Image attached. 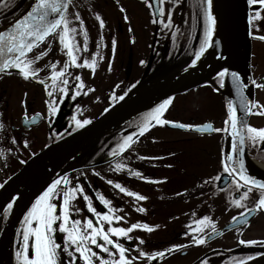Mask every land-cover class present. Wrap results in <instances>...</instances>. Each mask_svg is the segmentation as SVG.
<instances>
[{
    "label": "flooded vegetation",
    "instance_id": "flooded-vegetation-1",
    "mask_svg": "<svg viewBox=\"0 0 264 264\" xmlns=\"http://www.w3.org/2000/svg\"><path fill=\"white\" fill-rule=\"evenodd\" d=\"M33 2L34 0H3L0 3V31L8 30L16 19L22 18ZM104 2L109 5L107 0ZM258 7L259 5L249 7L250 15H255L254 9ZM261 15L264 17V10ZM256 24L259 25L258 31ZM72 26H75L74 23ZM250 30L254 36L264 35V19L254 21ZM94 33L97 42L99 38L96 34L100 35L101 31L94 30ZM83 41L84 39H75L80 47ZM92 41L94 40L91 39ZM45 49H48L47 55L34 65L41 69L36 79L24 80L14 68L0 72V243L12 215L21 209L8 241L10 250L16 251L17 244L23 240L22 231L18 229L23 228L21 220L24 213L48 184L54 179L62 181L67 177L71 182L70 186H75L76 183L82 186L97 212H108L111 208L113 211L109 215L122 217L120 221L113 220L111 226L127 228L137 223L147 224L153 229L148 232L137 228L128 234L131 239L119 238L118 242L128 249L129 258L138 257L139 251L149 255L158 251L165 252L163 257H156L154 260L139 258L133 264H237L241 259L251 256V260L244 259V264H249L264 256V212L255 211L250 215L245 213L247 225L240 222L239 216L245 207H253L260 195L259 191L250 193L240 207L231 204V200L238 197L239 193L231 184L227 173L223 172L221 164L227 145L225 131L197 132L192 128L160 126L152 122V126L143 135H139V126L158 105L154 104L106 128L59 163L52 156L39 157L50 146L88 124L77 125L76 121L88 120L90 123L126 94L136 91L134 87L139 84L124 85L125 90L120 91L122 83H113L105 85L101 91L100 83L96 81V70L94 74L90 69L83 74L82 68L79 73L76 67H71L68 70L71 75L67 77L69 94L60 100L61 93L58 89L54 91L57 112L53 116L45 104L46 100L52 102V98L46 95L44 85L38 80L47 79L53 71L45 65L59 61L58 70L67 57L56 38H49L29 55L34 57ZM76 75L81 76L85 88L73 99L71 93L77 83L74 79ZM250 80L264 83V41L253 36L250 40ZM47 82L48 90L53 91L51 81ZM211 85L207 83L205 86H208L211 95H220L223 107L221 93ZM88 88L93 91L87 92ZM84 92L87 94H83ZM251 100L264 105V88L258 89L253 85ZM217 113V116L205 117L197 122L190 117L182 120L173 116L167 120L192 126L210 123L213 128L223 129L227 111L223 107ZM163 118L166 119L164 113ZM246 122L257 128L264 127V116L248 115ZM133 134L137 135L133 136L130 147L120 152L118 145L125 136ZM246 146L249 160H254L256 167L261 165L262 170L257 172L264 175V145L254 147L246 142ZM42 162L45 167H42ZM36 163L40 165L33 176L31 170ZM117 164L125 167L117 170ZM134 172L141 175H132ZM217 176L221 179H215ZM109 180L113 184H109ZM116 183L146 199L138 200L121 193L114 187ZM97 194L110 201L108 207L96 198ZM53 202L59 203L60 200ZM8 203H12L13 208L5 218L3 209ZM71 204L74 206L71 212L75 214L73 219H91L94 223L99 222L98 226L104 229L109 226L108 222L100 221L99 217L87 211L82 196H78ZM75 208H79L80 212H75ZM138 208H143L144 211L139 212ZM204 216L210 218L209 226L199 234L205 235L206 242L195 245L191 243V237L197 234L195 230L200 227L195 221ZM234 216L239 222L229 226ZM213 225L216 233L209 236L207 234L211 232ZM58 233L57 231L56 234ZM111 238L117 240L115 236ZM241 239L256 240L258 243L242 245L238 242ZM140 240L144 243L141 244ZM173 245L186 247L171 253L165 251ZM93 250L100 253L94 246ZM100 255L108 258L107 254Z\"/></svg>",
    "mask_w": 264,
    "mask_h": 264
},
{
    "label": "snow or ice",
    "instance_id": "snow-or-ice-1",
    "mask_svg": "<svg viewBox=\"0 0 264 264\" xmlns=\"http://www.w3.org/2000/svg\"><path fill=\"white\" fill-rule=\"evenodd\" d=\"M3 0H0L2 3ZM159 5L155 11L160 15H165V9L162 5L165 0H155ZM212 0H203V4L206 7H201L203 14L205 30L201 38V44L196 49L194 55L195 59L192 60V64L204 53L208 47L209 42L212 40V34L215 26V18L211 12ZM249 7L259 5L258 8L254 9L255 15L248 16V22L250 29L254 25V21L264 19L261 15V11L264 10V0H247ZM71 4V0H34L30 10L22 16V18L16 19L14 24L4 31H0V72L7 69L14 68L18 70V74L24 79H36L37 74L41 69L34 67L35 63L41 60L42 57L46 56L48 49L39 52L34 57L29 54L38 48L41 44L49 40V38H56L58 40L61 49L67 59L63 62V66L57 70L59 61L53 62L45 67L53 69L50 76L47 79H40L38 82L44 85L45 93L48 97L52 98V102L49 100L45 101L48 106V112L51 115H55L57 112V105L55 103L54 91L59 90L61 96L60 100L64 99V96L69 94L68 76L71 73L68 71L71 67L76 68H88L95 73L97 53L92 54V59H83L82 63L78 62L79 52H86L88 45L87 34L84 30V23L78 13L74 14L75 21H79V33L77 28L72 26V19H70L69 13L67 12L68 7ZM151 7V3H149ZM123 13L125 9L120 8ZM172 15L171 11L167 12V16L170 18ZM96 20L100 22V28L103 29L104 22L99 15H96ZM127 20V16L124 17ZM156 21L153 20V23ZM170 27V24L166 25ZM256 30H259V25H255ZM131 31V29H129ZM83 35V47L75 42V35ZM175 36V33H173ZM249 35L255 39L264 41V35L254 36L250 30ZM102 39V38H101ZM115 40L112 41L113 50L115 49ZM51 47V45H49ZM99 48V44L97 45ZM100 59H103L101 56ZM143 63V61H141ZM109 70H111V61H109ZM228 72L224 69L217 73V76L223 79ZM233 84L235 86V93L239 97L241 105L240 111L244 112L245 117L248 115H260L264 116V105L259 104L258 101L250 100L244 93V89L248 87L247 84L242 83L237 73L232 72ZM77 82L74 85V91L71 95L73 99L81 94V90L85 88V85L81 79V76L76 75L74 77ZM47 80L51 81V87L53 91H49V84ZM256 88H264V83H257L256 81H250ZM93 91L92 88H88L87 92ZM84 92L83 94H87ZM171 97L165 99L162 103L158 104L151 110L148 117L139 126L138 134L143 135L151 126L152 122L156 125L164 126L172 124L174 127L189 129L192 125L176 123L163 118L164 110L168 107ZM253 109H256L253 112ZM38 115V114H37ZM77 125L87 124L88 120L76 121ZM225 128H213L211 124H205L197 126L198 129L203 128L210 131L221 132L225 131L232 138L230 149L224 154L221 164L223 166V172L227 173V176L231 179V184L234 186L238 197H234L231 200V204L240 207L242 202L247 200L249 194L254 190H258L260 195L256 199L252 208H244V211L239 213L241 218L240 222L247 225L248 221L244 219L245 213L251 214L255 211L264 212V181L255 179L246 173V169L243 160L240 158L241 154L245 151L246 142L250 143L254 147H260L264 145V127H254L246 122V119H242L237 115V109L233 106V102L229 101L227 105V119L224 121ZM2 127V125H0ZM231 129V131H229ZM133 135L125 136L122 143L118 145L120 152H123L126 148H129L132 141ZM15 143V140H13ZM113 155L115 153H112ZM143 159V158H142ZM125 165L117 164L116 169L120 170ZM135 176H140L139 172L131 173ZM215 179H221L220 176ZM109 184H113V181H107ZM70 181L67 177L61 179H54L48 186L38 195L35 202L31 204V207L24 213V217L21 220L23 226L22 231L23 240L18 244L17 251L15 252L17 264H60L59 256L62 251L67 255L68 264H133V261L146 257L148 260H154L156 257H163L165 252L158 251L151 255L144 251H139V256H133L129 258L127 256L128 249L125 248L121 243L118 242L120 237L131 239L128 236L134 229L142 228L148 232L153 229L147 224H131L130 227H113L112 221H120L122 217L109 215L113 209L109 208L108 212H97L92 206L90 197L84 193L82 186L76 183L75 186H70ZM62 185V186H61ZM114 187L121 193H125L129 196H134L138 200H144L146 197L138 195L134 192L127 191L119 183L114 184ZM78 196H82L86 203L87 211L100 218V221L108 222L107 229L98 226L99 222L94 223L91 219L85 218L83 221L79 219H73L71 212L74 206L71 202L77 199ZM96 198L105 206L108 207L110 201L105 199L102 195L97 194ZM15 200V197L12 198ZM59 199V203H54V200ZM13 208L12 203H8L3 209L4 217L7 218L10 210ZM75 212L79 213L80 209L75 208ZM137 211L143 212V208H138ZM210 218L204 216L202 219L195 221L200 226L195 231L196 235L191 237V243L195 245L204 244L205 235L199 233L204 228L209 226ZM233 221L237 220V217H232ZM62 234L63 242L58 243L55 234L56 232ZM216 228L213 225L211 232L207 235H214ZM115 236L117 240H113L111 237ZM102 241L103 243H100ZM240 244L253 245L257 244L256 240L245 241L243 239L238 241ZM143 244L144 241L140 240ZM93 246L100 250V253L107 254L108 258L100 255V253L93 250ZM110 246V247H109ZM186 247V245H173L171 248L166 249V252L171 253L172 251ZM113 249L115 251H113ZM251 260L249 256L244 258ZM244 259H241L237 264H244ZM203 264V262H201Z\"/></svg>",
    "mask_w": 264,
    "mask_h": 264
},
{
    "label": "rangeland",
    "instance_id": "rangeland-1",
    "mask_svg": "<svg viewBox=\"0 0 264 264\" xmlns=\"http://www.w3.org/2000/svg\"><path fill=\"white\" fill-rule=\"evenodd\" d=\"M107 3L108 6L104 0H71L67 11L72 24L74 23V27L77 28V33H79V21H75L74 14L78 13L84 23L88 45L86 52L77 53L78 62L82 63L83 59L91 60L92 54L97 53L96 81L100 83L101 88L113 83H122L120 91H124L126 88L124 85L135 86L139 83L137 87H144L178 77L197 67L215 46L218 36L217 0L215 4L211 2L210 9L215 18L212 40L195 64L191 62L195 57L196 49L201 44L205 30L201 12V7H206L203 0H165L162 5L165 9L164 16L154 15L152 4L149 7L150 0H107ZM121 7L125 12L120 11ZM169 10L172 13L170 18L167 16ZM96 15L103 20V29L100 28ZM125 16L127 20L124 19ZM153 20L156 22L153 23ZM168 24L170 27L166 26ZM94 30L101 31L100 35L96 34L99 38L97 42ZM75 39H84V36L77 34ZM91 39L94 41L91 42ZM113 40L116 42L114 50ZM98 44L99 48H97ZM101 56L103 59H100ZM109 61H111V70H109ZM81 68L83 74L89 70ZM81 68H77V72L80 73ZM220 79L216 73L214 82L218 84ZM205 85L207 83L181 95L176 94L164 110L166 119L175 116L188 120L190 117L195 118L197 122L205 117L217 116L218 109H223L221 97L219 94L211 95L208 86ZM253 164L256 166L254 161ZM71 216L74 217L75 214L71 213ZM55 238L58 243L63 242L61 233L56 234ZM15 250L17 251V248ZM16 251L13 252L8 264H17ZM68 259L61 251L60 264H68Z\"/></svg>",
    "mask_w": 264,
    "mask_h": 264
},
{
    "label": "water",
    "instance_id": "water-1",
    "mask_svg": "<svg viewBox=\"0 0 264 264\" xmlns=\"http://www.w3.org/2000/svg\"><path fill=\"white\" fill-rule=\"evenodd\" d=\"M154 14L158 13L155 9L158 4L155 0H151ZM226 25L222 35V43L219 51L209 61L200 63L197 67L189 72H186L178 77L168 79L166 81H158L152 83L142 89L127 94L117 104L108 109L105 113L93 120L77 132L69 135L60 142L50 146L41 155L55 157L56 163H59L68 157L72 156L94 137L98 136L106 128L111 127L135 112L145 109L148 106L165 99L169 96L182 93L204 82L211 81V77L223 67H226L228 72L226 74L224 89L221 90L224 99V107L227 111L229 101L233 102V106L237 109V115L247 120L244 112L240 111L241 105L239 97L235 93V86L233 84L232 72L239 75L242 83L248 85L244 89L245 95L251 100L253 93V86L250 82V26L248 22L249 6L247 0H226ZM203 62V61H202ZM209 124V123H208ZM173 126L172 124H168ZM205 125V124H203ZM201 126V125H200ZM174 127V126H173ZM194 130L204 132L207 129L197 126ZM231 131V129H229ZM232 138L227 132L226 152L230 149ZM240 158L243 160L246 173L257 180L264 181V175L252 169L248 160L246 145L245 151ZM21 209H18L12 215L7 228L2 237L0 247L2 250L8 248V241L10 239L13 226L20 216ZM239 219L233 221L229 226L236 225ZM264 263V256L258 260L250 262L249 264Z\"/></svg>",
    "mask_w": 264,
    "mask_h": 264
},
{
    "label": "bare ground",
    "instance_id": "bare-ground-1",
    "mask_svg": "<svg viewBox=\"0 0 264 264\" xmlns=\"http://www.w3.org/2000/svg\"><path fill=\"white\" fill-rule=\"evenodd\" d=\"M217 18H218V36L217 40L215 43L214 48L212 51L209 53V55L203 60L202 64L209 61L216 53L219 51L221 43H222V35L225 30V25H226V0H217ZM40 164L36 163L34 167L31 170V174L34 176L35 172H38V166ZM44 166V162H42V167ZM45 167V166H44ZM261 167V165H260ZM260 167H257L260 169ZM262 169V168H261ZM21 195L24 193H20ZM7 259H8V249L4 248V250H0V264H7Z\"/></svg>",
    "mask_w": 264,
    "mask_h": 264
},
{
    "label": "trees",
    "instance_id": "trees-1",
    "mask_svg": "<svg viewBox=\"0 0 264 264\" xmlns=\"http://www.w3.org/2000/svg\"><path fill=\"white\" fill-rule=\"evenodd\" d=\"M193 57H194V56H193ZM194 58H195V57H194ZM194 58H193V59H194ZM191 63H192V62H191Z\"/></svg>",
    "mask_w": 264,
    "mask_h": 264
}]
</instances>
